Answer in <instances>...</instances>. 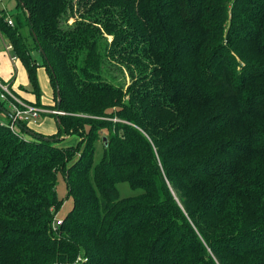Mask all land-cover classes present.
I'll return each instance as SVG.
<instances>
[{
	"label": "trees",
	"instance_id": "1",
	"mask_svg": "<svg viewBox=\"0 0 264 264\" xmlns=\"http://www.w3.org/2000/svg\"><path fill=\"white\" fill-rule=\"evenodd\" d=\"M16 1L0 32L63 113L0 98V264H264V0Z\"/></svg>",
	"mask_w": 264,
	"mask_h": 264
},
{
	"label": "crops",
	"instance_id": "2",
	"mask_svg": "<svg viewBox=\"0 0 264 264\" xmlns=\"http://www.w3.org/2000/svg\"><path fill=\"white\" fill-rule=\"evenodd\" d=\"M5 41H7V39L0 33V78L4 81H9V83L12 84V88L15 94L23 101L31 104H36L40 107L51 110L48 107H53V105L55 104V97L54 89L51 84L47 69L44 66H39L37 69L41 94L40 99H38L33 86L30 84L29 76H25L23 73H21L22 75L20 76V68H18L17 66L23 64L22 61L19 58L15 61H12L11 55H13L14 52L8 51L6 49L7 42ZM7 64H9V68L7 67ZM9 107L11 109L10 105ZM0 116L4 115L0 113ZM50 118H53L54 120ZM47 120L52 122V126H45ZM41 122H45V124H41ZM30 127L36 132L42 133L44 135H52L57 133L58 131V123L56 117L51 114L45 113L42 114L38 123L31 124Z\"/></svg>",
	"mask_w": 264,
	"mask_h": 264
},
{
	"label": "rangeland",
	"instance_id": "3",
	"mask_svg": "<svg viewBox=\"0 0 264 264\" xmlns=\"http://www.w3.org/2000/svg\"><path fill=\"white\" fill-rule=\"evenodd\" d=\"M0 5L2 7H7L8 12L10 14H12V13L15 14L18 11H20L17 8V1L16 0H0ZM11 18H13V17H11ZM23 34L25 36H28L30 38L29 39L30 42H32V38L30 37V29L28 27H25L23 29ZM5 42H7V44L9 43L8 41H5ZM12 51L14 52V49ZM39 53L40 52L34 50V55L37 58L41 59V56H40ZM14 54H15V52H14ZM7 67L9 68V64H7ZM17 67L20 68L19 69L20 70L19 71L20 72V76L22 75L21 73H23L25 76L28 75L27 70H26V68L24 67L23 64H20ZM2 81L5 82V83H9V81H4V80H2ZM10 88H11V91L15 94V92H14V90L12 88V84L10 85ZM54 100H55V98H54ZM55 104H56V100H55ZM54 105H53V107H48V108H50L51 110H53L54 109ZM45 114H51L53 116L55 115L54 113H51V112H47ZM50 119H53V118H50ZM51 123L52 122H50L49 120H47V123H46L45 126H47V125L52 126ZM41 124H45V122H41ZM78 140H79V137L77 135H70V136L66 137L63 141H61V145L76 144L78 142ZM103 152H104L103 145H102V142L100 141V142L97 143V149H96L95 158H94L95 163H98L101 160V158L103 156ZM118 188H119L121 197L136 196L137 194H139L141 192V189H133V188H131V186L129 185L128 182H120L118 184ZM57 191H58L59 198H61V199L64 200V203H63L61 209L59 210V212L57 214V217L58 218H63L71 210V208L73 206V199L71 197H68L67 196L68 195L67 183H66V180H65V178H64V176H63L62 173H59L58 174V177H57Z\"/></svg>",
	"mask_w": 264,
	"mask_h": 264
},
{
	"label": "built area",
	"instance_id": "4",
	"mask_svg": "<svg viewBox=\"0 0 264 264\" xmlns=\"http://www.w3.org/2000/svg\"><path fill=\"white\" fill-rule=\"evenodd\" d=\"M8 23L11 25L14 24L11 17L8 18ZM6 49L8 51H12L14 47L11 43H8L6 44ZM11 59L12 61H15L18 59V56L16 54H13L11 55ZM10 85V83H5L0 79V98L3 101H7L11 106V112L13 115L11 127H15L17 121L26 122L29 125L36 124L38 123L43 113L51 112L57 115L63 113L58 109L48 110L36 104H31L23 101L11 91ZM61 222L62 219L57 217L54 226L57 227L61 224Z\"/></svg>",
	"mask_w": 264,
	"mask_h": 264
},
{
	"label": "water",
	"instance_id": "5",
	"mask_svg": "<svg viewBox=\"0 0 264 264\" xmlns=\"http://www.w3.org/2000/svg\"><path fill=\"white\" fill-rule=\"evenodd\" d=\"M34 37L37 39V36H36V35H34ZM41 52L44 53L42 49H41ZM57 93H58V102H57V104H58V108H60V104H61L60 90H58ZM0 108H1L4 112H7V111H5V109H3V107H2L1 105H0ZM58 110H59V109H58ZM8 113H10V112H8ZM10 114H11V117L13 118L12 113H10ZM17 123H18V124H21L19 121H17ZM27 132L30 133L31 135L36 136L37 138L42 137L40 134H37L35 131H33V130H31V129H27ZM43 138H44L45 140H48V141H53V140H54V138H52V137H48V136H44Z\"/></svg>",
	"mask_w": 264,
	"mask_h": 264
}]
</instances>
